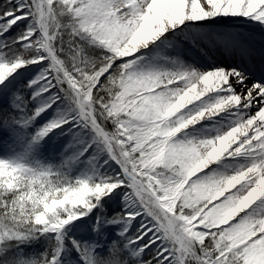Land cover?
<instances>
[{
  "label": "snow or ice",
  "instance_id": "6c2138e0",
  "mask_svg": "<svg viewBox=\"0 0 264 264\" xmlns=\"http://www.w3.org/2000/svg\"><path fill=\"white\" fill-rule=\"evenodd\" d=\"M0 264H264V0H0Z\"/></svg>",
  "mask_w": 264,
  "mask_h": 264
},
{
  "label": "rangeland",
  "instance_id": "374dc122",
  "mask_svg": "<svg viewBox=\"0 0 264 264\" xmlns=\"http://www.w3.org/2000/svg\"><path fill=\"white\" fill-rule=\"evenodd\" d=\"M227 22H225V24H226Z\"/></svg>",
  "mask_w": 264,
  "mask_h": 264
},
{
  "label": "bare ground",
  "instance_id": "6f19581e",
  "mask_svg": "<svg viewBox=\"0 0 264 264\" xmlns=\"http://www.w3.org/2000/svg\"><path fill=\"white\" fill-rule=\"evenodd\" d=\"M223 26V25H222Z\"/></svg>",
  "mask_w": 264,
  "mask_h": 264
}]
</instances>
